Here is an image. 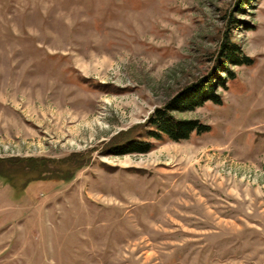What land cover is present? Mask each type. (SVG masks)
<instances>
[{"label": "rangeland", "instance_id": "obj_1", "mask_svg": "<svg viewBox=\"0 0 264 264\" xmlns=\"http://www.w3.org/2000/svg\"><path fill=\"white\" fill-rule=\"evenodd\" d=\"M225 69L175 114L208 133L148 137ZM0 169V264H264V0H0Z\"/></svg>", "mask_w": 264, "mask_h": 264}, {"label": "trees", "instance_id": "obj_2", "mask_svg": "<svg viewBox=\"0 0 264 264\" xmlns=\"http://www.w3.org/2000/svg\"><path fill=\"white\" fill-rule=\"evenodd\" d=\"M242 8V5H240ZM235 23V22H234ZM233 23V24H234ZM222 60L227 64L234 66H244L251 64V60L244 56L239 46L226 41L221 50ZM227 78L216 77L213 81H205V85H199L190 89H186L182 93L176 96L175 99L166 103L164 106L157 108L151 117L147 121L148 137L157 141L168 137L171 141L181 142L187 141L193 134H205L210 131V127L201 124L198 120H180L175 117V114H184L186 112H194L198 108L203 107L206 103H213L217 106L223 104L222 95L219 93V89L223 88L228 90V84L236 79L234 72L225 69ZM230 80V81H227ZM153 146L149 142L139 140H129L124 145L112 149V154L117 156H126L131 154H148L151 152ZM26 163L34 162L31 173L47 174V171H42L39 167L37 160H25ZM43 164V163H42ZM31 167L28 165V168ZM31 170V169H30ZM48 175V174H47ZM0 176L14 187L12 177L3 173V169H0ZM44 176V175H43ZM48 180L39 178L32 179L27 182L24 190L34 182L47 183Z\"/></svg>", "mask_w": 264, "mask_h": 264}]
</instances>
